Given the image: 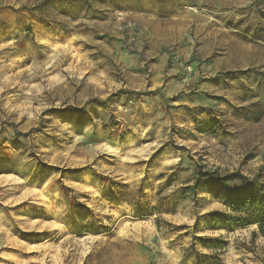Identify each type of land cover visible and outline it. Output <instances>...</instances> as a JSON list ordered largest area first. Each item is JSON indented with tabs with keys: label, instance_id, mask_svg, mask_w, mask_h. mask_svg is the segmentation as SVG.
<instances>
[{
	"label": "rangeland",
	"instance_id": "rangeland-1",
	"mask_svg": "<svg viewBox=\"0 0 264 264\" xmlns=\"http://www.w3.org/2000/svg\"><path fill=\"white\" fill-rule=\"evenodd\" d=\"M198 172L264 186V0H0V264H264Z\"/></svg>",
	"mask_w": 264,
	"mask_h": 264
},
{
	"label": "trees",
	"instance_id": "trees-1",
	"mask_svg": "<svg viewBox=\"0 0 264 264\" xmlns=\"http://www.w3.org/2000/svg\"><path fill=\"white\" fill-rule=\"evenodd\" d=\"M205 175L204 172H198L196 182L192 187L197 186L196 183H202L209 186L210 192L214 194L224 204V206L238 216L227 220L236 226L256 223L259 229L264 226V186L257 185L254 181L248 179L241 174H226L223 176H215L208 180H201ZM238 180L241 187L229 186V182ZM225 221V220H224Z\"/></svg>",
	"mask_w": 264,
	"mask_h": 264
}]
</instances>
